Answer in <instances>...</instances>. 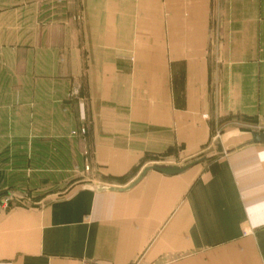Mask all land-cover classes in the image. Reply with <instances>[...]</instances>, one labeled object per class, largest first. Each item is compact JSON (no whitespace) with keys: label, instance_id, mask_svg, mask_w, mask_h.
Segmentation results:
<instances>
[{"label":"crops","instance_id":"crops-1","mask_svg":"<svg viewBox=\"0 0 264 264\" xmlns=\"http://www.w3.org/2000/svg\"><path fill=\"white\" fill-rule=\"evenodd\" d=\"M81 98L119 174L263 124L264 0H0V185L24 188L8 206L0 190V264H264V143L240 129L181 174L27 205L18 137L48 135L49 103L79 118Z\"/></svg>","mask_w":264,"mask_h":264},{"label":"rangeland","instance_id":"rangeland-1","mask_svg":"<svg viewBox=\"0 0 264 264\" xmlns=\"http://www.w3.org/2000/svg\"><path fill=\"white\" fill-rule=\"evenodd\" d=\"M73 95L70 89L64 92L61 99L67 97V104L70 105ZM54 96H57V93H54ZM61 99L59 98V100ZM81 101H84V103L80 106L86 108V113H82L79 118L74 117V119L70 116L71 106H64L60 103V106H57L58 103H49L47 105L48 119L46 121L48 135L46 137H18L20 138L17 139L19 142L18 148L11 152V155L14 159H19L20 163H27V200L22 199L27 202V205L44 204L54 197L67 196L85 184L126 186L139 175L147 162L153 164V162H157L156 160H160L161 162H168L167 164L181 165L206 156L207 159L198 164L204 165L220 157L221 154H218L214 147L226 139L227 133H234L240 129V131L249 132L246 136L249 138L251 136L250 131H264V123L237 125L235 124L237 121L232 119L230 120L232 125L223 122V125L218 129L219 132L212 146L201 152L184 158L179 157L178 153H176L175 160H169L167 153L159 155L149 154L150 156L145 154L136 162L135 166L119 174L114 172H119V169L109 168L102 163L100 156L104 155V153L96 150L95 144L99 137L93 135L94 122L87 111L91 104H87L85 99ZM41 121V127H43L44 121ZM41 121L39 120V122ZM39 125L37 126L38 128ZM1 139L6 143L4 137H0ZM6 155L7 153L0 152V156L3 158ZM168 160L172 162L169 163ZM30 177L31 179L29 180L28 178ZM16 179L20 181L22 177L16 175ZM22 186L23 183L11 186L5 183L1 184L0 190L7 189L9 191V194L3 199V205L8 206L9 203L14 202V193H18V190L24 191ZM8 197L10 198L6 201ZM16 197H19L18 194Z\"/></svg>","mask_w":264,"mask_h":264},{"label":"water","instance_id":"water-1","mask_svg":"<svg viewBox=\"0 0 264 264\" xmlns=\"http://www.w3.org/2000/svg\"><path fill=\"white\" fill-rule=\"evenodd\" d=\"M251 138L247 140L244 144H258V143H264V131L260 130H253L250 131ZM214 150L218 154H223L224 153V148L222 143H218L215 145ZM207 159L206 156L196 159L193 161H189L185 164H167V163H154L147 165L142 169V171L139 173V175L127 186L125 187H120V186H110L106 184H85L80 186L76 191L79 190H88V191H94V192H107V191H112V192H127L131 189H133L137 184H139L147 175L148 172L150 171H157L161 174L172 176V175H178L181 174L191 167L204 162Z\"/></svg>","mask_w":264,"mask_h":264},{"label":"built area","instance_id":"built-area-1","mask_svg":"<svg viewBox=\"0 0 264 264\" xmlns=\"http://www.w3.org/2000/svg\"><path fill=\"white\" fill-rule=\"evenodd\" d=\"M9 198H10V197H8V198L6 199V201H8ZM5 203H7V202H5Z\"/></svg>","mask_w":264,"mask_h":264}]
</instances>
